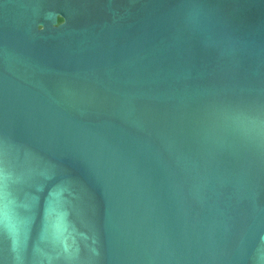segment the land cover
Returning <instances> with one entry per match:
<instances>
[{
  "label": "water",
  "instance_id": "95a60500",
  "mask_svg": "<svg viewBox=\"0 0 264 264\" xmlns=\"http://www.w3.org/2000/svg\"><path fill=\"white\" fill-rule=\"evenodd\" d=\"M0 264H264V0H0Z\"/></svg>",
  "mask_w": 264,
  "mask_h": 264
}]
</instances>
